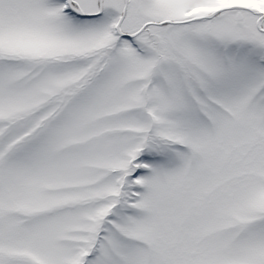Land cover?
<instances>
[{
  "label": "snow or ice",
  "instance_id": "6c2138e0",
  "mask_svg": "<svg viewBox=\"0 0 264 264\" xmlns=\"http://www.w3.org/2000/svg\"><path fill=\"white\" fill-rule=\"evenodd\" d=\"M0 264H264V0H0Z\"/></svg>",
  "mask_w": 264,
  "mask_h": 264
}]
</instances>
